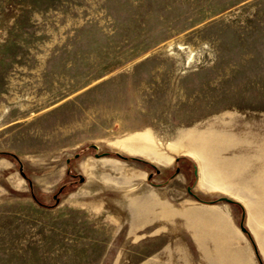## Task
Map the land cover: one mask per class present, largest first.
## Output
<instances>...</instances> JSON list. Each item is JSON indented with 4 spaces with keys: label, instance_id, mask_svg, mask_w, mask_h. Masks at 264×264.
Segmentation results:
<instances>
[{
    "label": "rangeland",
    "instance_id": "rangeland-1",
    "mask_svg": "<svg viewBox=\"0 0 264 264\" xmlns=\"http://www.w3.org/2000/svg\"><path fill=\"white\" fill-rule=\"evenodd\" d=\"M263 198L264 0H0V264H264Z\"/></svg>",
    "mask_w": 264,
    "mask_h": 264
},
{
    "label": "bare ground",
    "instance_id": "bare-ground-1",
    "mask_svg": "<svg viewBox=\"0 0 264 264\" xmlns=\"http://www.w3.org/2000/svg\"><path fill=\"white\" fill-rule=\"evenodd\" d=\"M192 153H193L196 157L199 155L197 152H192ZM199 156H200V155H199ZM199 156H198V157H199ZM205 169H206V168H205ZM212 169H214V168H212ZM205 182H206V181H205ZM263 199H264V198H263ZM167 211H168V210H167ZM187 211H188V210H187ZM187 211H186V212H187ZM194 211H195V210H194ZM163 212H164V211H163ZM188 212L190 213V210H189ZM165 213H166V212H165ZM200 213H201V212H200ZM186 214H187V213H186ZM210 214H211V213H210ZM210 214H209V215H210ZM188 215H189V214H188ZM188 215H187V216H188ZM210 216H212V215H210ZM190 217H192V216H190ZM197 217H198V216H197ZM194 218H195V217H194ZM194 218H193V219H194ZM199 218H201V217H199ZM204 218H205V217H204ZM215 218H216V217H215ZM207 219H210V217L207 218ZM211 219H213V218H211ZM191 220H192V219H191ZM196 220H198V219H196ZM202 220H203V219H202ZM205 220H206V218H205ZM216 220H217V219H216ZM216 220H213V221H216ZM218 220H219V219H218ZM198 221H201V220H198ZM203 222H204V221H202V223H203ZM205 222H207V221H205ZM208 222H210V221L208 220ZM209 224H210V223H209ZM209 224H208V225H209ZM211 224H212V223H211ZM211 224L209 225V227H211ZM213 224H214V223H213ZM213 224H212V225H213ZM215 224H218V223L216 222ZM223 224H224V223H223ZM204 225H205V223H204ZM204 225L202 224L203 227H204ZM219 225H220V224H218V226H217V225H216V226L219 227ZM206 226H207V225H206ZM216 226H213V227L215 228ZM223 226H224V225H223ZM213 227H212V228H213ZM220 228H221V227H220ZM225 228H226V226H225ZM210 229H211V228H210ZM215 229H216V228H215ZM217 229H218V228H217ZM221 229H223L224 231H226L224 228H221ZM228 229H229V228H228ZM210 231H211V230H210ZM221 231H222V230H221ZM197 232H198V231H197ZM228 232H229V231H228ZM209 233H210V232H209ZM230 233H231V232H230ZM206 234H207V233H206ZM210 234H211V233H210ZM212 235H213V234H212ZM210 236H211V235H210ZM210 236L208 237V239L210 238ZM205 237H206V236H205ZM206 238H207V237H206ZM206 238H205V239H206ZM212 238H213V237H212ZM217 239H218V236H217ZM217 239H216V240H217ZM220 239H221V238H220ZM214 240H215V239H214ZM218 240H219V239H218ZM218 240H217V241H218ZM206 242H207V241H206ZM218 242H219V241H218ZM206 244H207V243H206ZM215 244H216V243H215ZM219 244H221V242H220ZM223 244H224V243H223ZM223 244H221V245H223ZM215 246H216V245H215ZM218 247H220V249L224 248V247L219 246V245H218ZM218 247H217V248H218ZM221 247H222V248H221ZM222 250H223V249H222ZM222 250H220V251H222ZM224 253H226V251H225V252L223 251V254H224ZM227 253H228V252H227ZM229 254H230V253H229ZM233 256H234V255H233ZM229 258H230V257H229ZM233 258L235 259L236 257H233ZM234 259H233V260H234ZM231 260H232V259H231ZM238 260H239V259H238ZM236 262H237V260H236ZM231 264H232V263H231ZM233 264H234V263H233Z\"/></svg>",
    "mask_w": 264,
    "mask_h": 264
},
{
    "label": "water",
    "instance_id": "water-1",
    "mask_svg": "<svg viewBox=\"0 0 264 264\" xmlns=\"http://www.w3.org/2000/svg\"><path fill=\"white\" fill-rule=\"evenodd\" d=\"M95 149L97 148V146H93ZM109 155V153H103V154H101V155H97V157H105V156H108ZM120 158H122V159H127L125 156H122L121 154H117ZM84 181V178H81V182H83Z\"/></svg>",
    "mask_w": 264,
    "mask_h": 264
},
{
    "label": "crops",
    "instance_id": "crops-1",
    "mask_svg": "<svg viewBox=\"0 0 264 264\" xmlns=\"http://www.w3.org/2000/svg\"><path fill=\"white\" fill-rule=\"evenodd\" d=\"M226 220V219H225Z\"/></svg>",
    "mask_w": 264,
    "mask_h": 264
}]
</instances>
